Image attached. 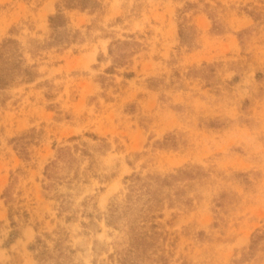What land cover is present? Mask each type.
<instances>
[{"label":"rangeland","instance_id":"rangeland-1","mask_svg":"<svg viewBox=\"0 0 264 264\" xmlns=\"http://www.w3.org/2000/svg\"><path fill=\"white\" fill-rule=\"evenodd\" d=\"M98 1L45 48L62 0H0V43L38 64L1 93L0 264H122L152 222L141 264H264V0ZM118 39L142 46L106 71Z\"/></svg>","mask_w":264,"mask_h":264},{"label":"trees","instance_id":"trees-1","mask_svg":"<svg viewBox=\"0 0 264 264\" xmlns=\"http://www.w3.org/2000/svg\"><path fill=\"white\" fill-rule=\"evenodd\" d=\"M100 3L98 0H62V4H58L56 13L49 16V23L51 27L50 37L44 41L43 45L45 48H51L56 46H61L72 42L79 32H72L71 28L68 25V19L65 17V14L62 11V7L66 8H97ZM186 29V28H185ZM187 30L193 31L192 26H189ZM192 32V33H193ZM180 35L182 39L186 36H191L186 31H183V28L180 30ZM133 38L132 35H130ZM193 39V37H191ZM192 43V42H191ZM39 46V47H42ZM142 44L136 39L130 40H115L112 41L109 45V53L112 56L113 64L109 66L106 71L113 72L117 66H121L129 61V58L132 57L135 52L139 50ZM37 63H30L28 57L26 56L25 48L22 42L16 37H6L0 43V107L4 105L5 97H2V92L8 87L12 86L17 81H34L38 76ZM126 76H132L133 73H126ZM14 147L20 151L25 157L28 155L26 148V141L22 137L16 138ZM66 153L64 148L60 149L58 156L62 157V152ZM135 179H142L140 176H134ZM177 176L175 174H170L167 177L161 176H148L140 184L132 186V190L128 198L129 203L127 205L128 211L132 210L131 208L135 204L134 202H139L144 200L148 201H158L156 197V192L158 189L153 188V184H168L170 179H174ZM148 195L144 199V195ZM118 209H114L117 211ZM123 213H126L125 211ZM144 228V226H140ZM149 229L140 230L137 227L133 228V236L130 240V243L127 245L126 250L124 251L123 257H121L122 264H141L143 263V253L150 244L147 241L149 238L154 237L157 234V231L154 230L158 227L157 223L152 222L149 226ZM150 231L152 234H150ZM255 243V241H254Z\"/></svg>","mask_w":264,"mask_h":264}]
</instances>
